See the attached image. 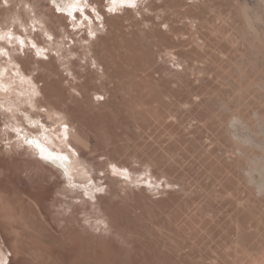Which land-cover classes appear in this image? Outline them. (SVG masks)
<instances>
[{
	"label": "rangeland",
	"instance_id": "374dc122",
	"mask_svg": "<svg viewBox=\"0 0 264 264\" xmlns=\"http://www.w3.org/2000/svg\"><path fill=\"white\" fill-rule=\"evenodd\" d=\"M194 1L108 13L106 0H87L105 22L85 10L92 37L88 21L77 16L73 27L51 0H0V31L25 42L1 48L40 91V108H22L52 124L45 108L57 106L105 190L91 198L80 178L71 187L17 143L0 105V243L11 264H264V3ZM250 16L261 18L253 28ZM112 162L125 165L126 182ZM98 216L107 219L99 226Z\"/></svg>",
	"mask_w": 264,
	"mask_h": 264
},
{
	"label": "bare ground",
	"instance_id": "6f19581e",
	"mask_svg": "<svg viewBox=\"0 0 264 264\" xmlns=\"http://www.w3.org/2000/svg\"><path fill=\"white\" fill-rule=\"evenodd\" d=\"M141 0H139L138 2H140ZM192 1V0H191ZM194 1V0H193ZM237 1H239V3H240V0H236V2ZM257 1H260V0H257ZM195 2V1H194ZM192 3V5H194L195 3ZM244 2H246L245 0H244ZM262 4L264 3V0H261L260 1ZM259 2V4H261ZM16 3H17V1H16ZM199 3V2H198ZM242 3V6L244 5L243 4V2H241ZM240 3V4H241ZM240 4H239V7H241L240 6ZM255 4V3H254ZM196 5V4H195ZM248 5V4H247ZM250 5V4H249ZM248 5V6H249ZM24 6V5H23ZM139 6V5H138ZM246 7L245 8V13L244 14H246V13H248V9H249V7ZM252 6V5H251ZM181 7V6H180ZM196 7V6H195ZM264 7V6H263ZM262 7V8H263ZM14 8V7H13ZM15 8H16V5H15ZM14 8V9H15ZM139 8V7H138ZM182 8H183V6H182ZM258 8V7H257ZM261 8V7H260ZM123 9H125V8H123ZM259 9V8H258ZM15 10H17V9H15ZM20 10V9H19ZM193 10V9H192ZM30 11V10H29ZM186 11V10H185ZM20 12V11H19ZM184 12V11H183ZM244 12V11H243ZM255 12V11H254ZM18 15V14H17ZM43 15V14H42ZM19 16V15H18ZM185 16V15H184ZM259 16V15H258ZM17 18V16H15V14H14V17L13 18ZM190 17V16H189ZM192 18H193V16H192ZM246 18H248V17H246L245 15H244V19L247 21V19ZM259 19H261V18H258L257 16L256 17H251L250 16V19H248L249 20V23H250V25H251V27L253 26H255L256 24H257V21H259L260 22V20ZM36 20V19H35ZM41 20V19H40ZM78 20V19H77ZM263 20V19H262ZM39 21V20H38ZM37 22V21H36ZM102 22H104V21H102ZM35 23V22H34ZM105 23V22H104ZM196 24V23H195ZM247 24V23H246ZM34 25V24H33ZM220 25V24H219ZM218 25V26H219ZM90 26L92 27V30H93V25H92V23L90 24ZM89 26V27H90ZM98 26V25H97ZM197 26V25H196ZM246 26H248V25H246ZM11 27V26H10ZM49 27V26H48ZM82 27V26H81ZM250 27V28H251ZM252 27V28H253ZM94 28H95V26H94ZM98 28V27H97ZM96 28V29H97ZM245 28H247V27H245ZM244 28V29H245ZM251 28V29H252ZM41 29V28H40ZM259 29V28H258ZM101 30V29H100ZM100 30H99V32H100ZM43 31H46V30H43ZM49 31V30H48ZM94 31V30H93ZM194 31V30H193ZM250 32L249 31V26H248V28H247V30L245 29V32ZM218 32V31H217ZM228 32V31H227ZM226 32V33H227ZM256 32V31H255ZM0 33H4V31H0ZM50 33V32H49ZM52 33V32H51ZM96 33H97V31H96ZM194 33V35H195V32H193ZM14 34V33H13ZM46 35H48V34H46ZM52 35H53V33H52ZM68 35V34H67ZM17 36V35H16ZM15 37V36H14ZM232 37V36H231ZM233 37H235V36H233ZM195 38V37H194ZM93 39V38H92ZM5 40H7V39H5ZM65 40V39H64ZM94 40V39H93ZM233 40V39H232ZM8 41V40H7ZM16 41L17 40H15V39H12L11 40V42H9V43H16ZM6 42V41H5ZM85 42H86V40H85ZM234 41H232V43H233ZM55 43V42H54ZM18 45H19V43H18ZM17 46V45H16ZM55 46V45H54ZM57 46H58V44H57ZM13 47V46H12ZM63 47H65V46H63ZM0 48H1V45H0ZM14 48H15V45H14ZM14 48H12V49H14ZM42 48V47H41ZM59 48V47H58ZM70 48V47H69ZM128 48V47H127ZM8 49V48H7ZM16 49H17V47H16ZM44 49V48H43ZM172 49V48H171ZM5 51H6V48L4 49ZM61 50H63V49H61ZM11 51H15V50H11ZM65 51V50H64ZM168 51V50H167ZM69 52V51H68ZM72 52V51H71ZM71 52H70V54H71ZM171 52H173V51H171ZM175 52V51H174ZM12 53V52H11ZM8 50H7V55H6V58L8 57V59H6V64L5 63H0V70H2L3 71V76L2 77H0V83H2L3 85H5L6 86V88H7V90L5 91V90H0V105H1V108H2V110L4 109L5 111H7L6 109H9V108H11L12 109V111L9 113V115H10V117H13L14 118V120L17 122V124H12V123H10L9 125L10 126H15V128L14 129H17V128H19L20 130H21V132H20V134L18 135L17 134V136H19V141L17 142V143H20V144H22V143H24V137L25 136H27L29 139H31V138H36V139H39L40 140V142H41V144L45 147V148H47L48 150H50V151H52V152H55V153H61V154H63V155H67L68 156V162H67V164H64V163H62L61 161H59V160H57V161H52V160H49V159H44V158H42L41 157V155H40V153H39V150L38 149H36L34 146H32V145H29V144H27L28 145V151H31V152H33V154L35 153L36 154V156L42 161V162H46V163H48V164H51L54 168H56V169H58L61 173H62V175L65 177V179H66V182L72 187V186H74V188L76 187V186H79V187H83V188H85L84 190H85V192L84 193H87L88 195H89V197H91V198H93L94 197V190H96L97 188H103V186H96V184L94 185L93 184V182L92 181H94V180H92V178H93V176H92V172H91V170H95L94 168H89V166H88V164L86 163V162H84V160L80 157V156H78V150L76 151V149H74L73 147L74 146H72V142H70V140H71V137L72 138H76L77 140H81V141H84V139L82 138V136L80 135V133L78 132V130L76 129V127L73 125V124H71V123H69L68 121L69 120H67V117L65 116V114L57 107V106H55L54 104H52L51 102L49 103L50 105H49V107L47 108H45V110H46V114L48 115V117L49 118H51V119H53V123L52 124H48V123H45V122H43V120H41V117L39 116V115H32V113H31V111H29V108H27V109H23L22 108V105H24V104H28V105H30L32 108H40V106H38L37 104H36V94L35 93H39L40 91H39V89L36 87V83H35V81L33 80V78H31V77H29L27 74H25L24 73V70H23V68H21L20 69V67L17 65L18 64V62H17V64L15 63L16 61H14V58H13V56H12V54H11ZM67 53V52H66ZM169 53V52H168ZM64 54V53H63ZM1 56V58H2V55H0ZM177 56V55H176ZM63 57H68V55L67 54H64V56ZM178 57H180V55L178 56ZM0 58V59H1ZM3 59V58H2ZM178 59V58H177ZM61 60V59H60ZM185 60H186V58H185ZM1 61V60H0ZM71 61V60H70ZM95 61V60H94ZM1 62H3V61H1ZM95 62H97V61H95ZM182 62V61H181ZM68 63V62H67ZM69 64V63H68ZM11 69V71L12 72H14L15 74L13 75V73L10 71V70H8V69ZM69 68V67H68ZM23 70V71H22ZM67 70V69H66ZM203 71V70H202ZM27 73V72H26ZM72 74V73H71ZM106 74V73H105ZM102 76V75H101ZM97 78V77H96ZM264 82V81H263ZM101 84V83H100ZM256 84V83H255ZM264 85V84H263ZM260 92V91H259ZM262 93V92H261ZM105 95V94H104ZM221 96V95H220ZM99 97V96H98ZM254 98H255V96H254ZM238 100V99H237ZM251 102V101H250ZM258 102V101H257ZM261 102V101H260ZM250 104V103H249ZM230 105V104H229ZM241 105V104H240ZM28 107V106H27ZM44 107V106H43ZM225 107V106H224ZM9 112V111H8ZM239 112H240V110H239ZM19 114H23V117L26 119V121L28 122V125H29V127H33V128H28V127H25V126H20V125H23V124H21V123H19V121H20V119H19V117H18V115ZM67 115V114H66ZM219 115V114H218ZM230 115V114H229ZM20 116V115H19ZM11 119V118H10ZM245 119V118H244ZM11 121V120H10ZM67 125L68 126V131H67V139H65V132H64V125ZM262 125V124H261ZM20 126V127H19ZM264 127V126H263ZM35 128V129H34ZM18 139V138H17ZM76 141V140H75ZM253 142V141H252ZM247 148V147H246ZM80 153V152H79ZM240 154V153H239ZM233 156V155H232ZM259 156V155H258ZM262 156V155H261ZM260 156V157H261ZM102 159V158H101ZM87 161V160H86ZM247 161H249V159L247 160ZM264 162V161H263ZM90 164V163H89ZM112 164L113 165H115L116 166V168L117 169H125V165L124 166H122V165H120V164H118V163H114V162H112ZM247 165V164H246ZM65 167H67V170H68V174L66 175L65 174ZM91 167H93V166H91ZM259 167V166H258ZM127 168V167H126ZM149 168V167H148ZM260 168H263V167H260ZM259 168V169H260ZM131 169V168H130ZM264 169V168H263ZM99 170H97V172H98ZM258 172V171H257ZM129 173H131V172H129ZM145 173H146V171H145ZM255 173V172H254ZM263 175H264V170L261 172ZM151 174V173H150ZM90 175H91V177L92 178H90ZM119 176H121L120 174H118ZM131 175H135V174H131ZM128 176H130V174L128 175ZM146 176V175H145ZM151 176H152V174H151ZM165 177H166V175H164ZM261 176V175H260ZM122 177V176H121ZM74 178H76V180L78 179V178H80V179H84L85 181H86V184H81V186L79 185L80 184V182H74L75 180H74ZM132 178V177H131ZM145 178V177H144ZM148 178V177H147ZM152 178V177H151ZM264 178V177H263ZM262 178V179H263ZM123 179H124V181H125V179L126 178H124L123 177ZM128 179V178H127ZM141 179H143L142 177H141ZM153 179V178H152ZM156 179V178H155ZM166 179V184L168 185V186H172L174 183H173V181H171V180H169L167 177L165 178ZM131 180V179H130ZM133 180V179H132ZM164 180V179H163ZM100 181V180H99ZM123 181V182H124ZM129 181V180H128ZM157 181V180H156ZM263 181V180H262ZM82 182H83V180H82ZM126 182V181H125ZM98 183V182H97ZM102 183V182H101ZM131 183H132V181H131ZM181 183V182H180ZM248 183V182H247ZM135 184H136V182H135ZM229 184V183H228ZM264 184V183H263ZM100 185V184H99ZM103 185V184H102ZM260 185V184H259ZM262 185V184H261ZM68 186V185H67ZM66 186V187H67ZM69 187V186H68ZM262 187V186H261ZM69 190L71 189V188H68ZM73 189V188H72ZM174 189V188H173ZM177 189V188H176ZM179 189V188H178ZM76 190H78V189H76ZM104 190V189H103ZM62 191H64V190H62ZM105 191V190H104ZM99 192V191H98ZM239 194V193H238ZM242 194V193H241ZM87 195V196H88ZM83 196V195H82ZM87 196H86V198H87ZM240 197V196H239ZM238 197V198H239ZM244 197V196H243ZM85 198V199H86ZM93 200V199H92ZM96 200V199H95ZM96 203H99V202H96ZM91 204H93V203H91ZM93 205H95V202H94V204ZM91 206V207H94V206ZM97 205V204H96ZM252 205V204H251ZM88 206V205H87ZM98 206H99V204H98ZM97 206V207H98ZM90 207V208H91ZM100 207V206H99ZM88 208V207H87ZM86 208V209H87ZM96 208V207H95ZM93 210V209H92ZM97 210V209H96ZM100 210H101V208H100ZM87 211V210H86ZM85 212V211H84ZM86 215H88V214H86ZM90 215V214H89ZM89 217V216H88ZM87 217V218H88ZM92 217V216H91ZM105 217V216H104ZM104 217H97V218H93L94 220H95V224L97 223V225L99 226V224L101 223V222H105V219L106 218H104ZM86 218V219H87ZM241 218V217H240ZM92 219V220H93ZM242 219V218H241ZM262 219V218H261ZM264 219V218H263ZM93 220V221H94ZM107 220V219H106ZM239 220V219H238ZM87 221H90V220H87ZM84 222V221H83ZM234 222V221H233ZM254 222V221H253ZM81 223V222H80ZM90 223V222H89ZM99 223V224H98ZM107 223V222H106ZM248 223V222H247ZM92 224V226L95 228V227H97V226H95V225H93L94 223L92 222L91 223ZM103 225H105V223L103 224ZM108 225V224H107ZM89 226V225H88ZM102 226V225H101ZM248 226V225H247ZM84 227H85V225H84ZM83 227V228H84ZM238 227L240 228V229H242V224H241V222H238ZM246 227V226H245ZM254 227V226H253ZM87 228V227H86ZM85 228V229H86ZM89 228V227H88ZM93 228V229H94ZM238 228V229H239ZM108 229V228H107ZM98 232V231H97ZM107 232V231H106ZM240 232V231H239ZM96 234V233H95ZM118 234V233H117ZM98 235V234H97ZM116 235V234H115ZM119 235V234H118ZM246 236V235H245ZM116 238H118V236L116 237ZM121 239V238H120ZM120 239H118V240H120ZM246 239V238H245ZM121 240H123V239H121ZM244 240V239H243ZM103 241H105V240H103ZM245 241V240H244ZM17 242V241H16ZM238 243V242H237ZM244 243H246V242H244ZM241 244H243V243H241ZM245 245V244H244ZM244 245H242V246H244ZM43 250V249H42ZM46 251V250H45ZM45 251H44V253H45ZM48 251V250H47ZM10 252H11V250H10V248H4L3 246H2V243H0V260H2L3 261V264L4 263H6V262H8L9 263V261H10V263L9 264H11V260H12V258H11V256H10ZM42 253V252H41ZM48 254V253H47ZM12 255V254H11ZM37 255V254H36ZM42 254H40V256H41ZM45 255L46 254H44L43 256H44V258H46L45 257ZM260 255V254H259ZM47 256V255H46ZM49 256V255H48ZM37 257V256H36ZM263 257V255H261V258ZM256 258V257H255ZM254 258V259H255ZM40 259H43V257L41 258L40 257ZM44 260V259H43ZM257 260H260V258L259 259H257ZM263 260H264V257H263ZM41 261V260H40ZM259 262V261H258ZM41 263H43V264H46V261H45V263H44V261L43 262H41ZM261 264V263H260Z\"/></svg>",
	"mask_w": 264,
	"mask_h": 264
},
{
	"label": "snow or ice",
	"instance_id": "6c2138e0",
	"mask_svg": "<svg viewBox=\"0 0 264 264\" xmlns=\"http://www.w3.org/2000/svg\"><path fill=\"white\" fill-rule=\"evenodd\" d=\"M3 3L5 6H7L8 0H3ZM51 3L53 4L57 12L64 13L70 18V20L73 23V27L79 26L77 24V16L81 18L80 19L81 23H83L84 21H88L89 25L91 24L90 17L85 14V10L91 7L88 4L87 0H59V2L58 0H51ZM106 5L107 7L105 10L108 13H116L117 11H119L120 9L124 7L135 9L138 5V0H106ZM91 13L94 14L96 20L103 21V17L100 15V12L95 7H91ZM164 27L166 28L167 25H164ZM100 28H103L102 23L100 24ZM88 35L95 37L96 32L93 31L91 27H89ZM13 38L14 37L11 31L6 32V33H0V40L7 39L9 42H11ZM15 39L19 41L20 47L23 48L25 45L24 40L21 39L20 37H15ZM48 39H52V37L49 36ZM31 47L36 50L37 56L43 55L44 50L37 48L35 43H32ZM0 55H7V52L3 48H0ZM2 76H3V71L0 70V77ZM0 90L6 91L7 88L5 85L0 83ZM35 94L38 95L39 93H35ZM97 99H102V97H97ZM6 110L9 112L12 111L11 108L6 109ZM63 127H64V132H65V139H67L68 126L65 124ZM15 131L17 132L18 135L21 132L19 128L15 129ZM24 142L38 149L41 157L44 159H49L52 161L59 160L64 164H67L68 162L69 158L67 155H63L61 153H55V152L48 150L41 144L39 139H36V138L29 139L27 136H25ZM111 167H112L114 174H120V175H123L126 179L128 178L127 169H117L115 165H111ZM65 174L66 175L68 174L67 167H65ZM96 191H103V188H97ZM0 264H3L2 260H0Z\"/></svg>",
	"mask_w": 264,
	"mask_h": 264
}]
</instances>
